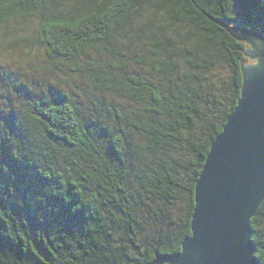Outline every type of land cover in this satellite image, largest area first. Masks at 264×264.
I'll return each mask as SVG.
<instances>
[{
    "label": "trees",
    "instance_id": "1",
    "mask_svg": "<svg viewBox=\"0 0 264 264\" xmlns=\"http://www.w3.org/2000/svg\"><path fill=\"white\" fill-rule=\"evenodd\" d=\"M28 20L45 70L67 69L100 98L84 108L65 86L27 91L11 124L0 123V264L178 254L242 87L245 44L219 24L264 34V0H0V39ZM133 48L144 55L135 66ZM3 83L18 90L8 75ZM147 195L184 199L182 218L148 213ZM250 227L264 264V200Z\"/></svg>",
    "mask_w": 264,
    "mask_h": 264
},
{
    "label": "water",
    "instance_id": "2",
    "mask_svg": "<svg viewBox=\"0 0 264 264\" xmlns=\"http://www.w3.org/2000/svg\"><path fill=\"white\" fill-rule=\"evenodd\" d=\"M219 25L245 44L240 96L196 182L191 236L153 264H260L250 221L264 200V34Z\"/></svg>",
    "mask_w": 264,
    "mask_h": 264
},
{
    "label": "rangeland",
    "instance_id": "3",
    "mask_svg": "<svg viewBox=\"0 0 264 264\" xmlns=\"http://www.w3.org/2000/svg\"><path fill=\"white\" fill-rule=\"evenodd\" d=\"M33 23L32 20H28L26 24L15 22L11 23L8 28L1 29V32H5L4 35L6 36L0 39V123H3V125L6 122L11 124L12 117L18 115L23 107L21 103L25 101L24 95L27 96L28 92L37 94L48 92L54 89L55 86L60 88L65 86L73 90L78 100L85 104L84 108H91V100L99 102L100 96L93 95L91 89L80 79L74 77L67 69H54L52 72L45 70L41 50L33 42L35 34ZM235 33L244 36L242 30H237ZM258 45L260 46L259 42ZM126 56L132 64L131 59L135 58L137 61L138 58L144 57L142 51L138 48H133ZM136 68L138 69L137 66ZM217 70L219 71H217L218 75L220 72L224 73L223 68L218 67ZM214 72L216 75L217 72ZM6 75L13 80L18 90L15 91L3 83ZM211 79V83H214L218 78L212 76ZM101 96L106 100L108 99L106 95ZM132 137L135 141L136 138ZM4 175L6 176V174ZM144 201L148 213H153L158 217H162L163 213L171 217L173 221L182 218V211L186 203L184 199H180L174 205H169L148 195L144 196Z\"/></svg>",
    "mask_w": 264,
    "mask_h": 264
}]
</instances>
